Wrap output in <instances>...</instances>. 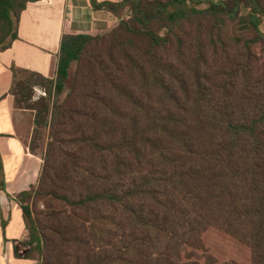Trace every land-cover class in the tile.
Listing matches in <instances>:
<instances>
[{
	"label": "trees",
	"instance_id": "obj_1",
	"mask_svg": "<svg viewBox=\"0 0 264 264\" xmlns=\"http://www.w3.org/2000/svg\"><path fill=\"white\" fill-rule=\"evenodd\" d=\"M38 1L0 0V52L18 39L21 13ZM91 5L115 14L120 24L112 35L123 29L126 40L78 71L52 121L35 118V127L56 134L39 184L54 169V148L63 157L55 166L56 198L94 215L82 220L86 231L97 224L128 231L136 264H200L182 252L206 251L201 236L209 228L243 243L250 264H264V0ZM127 7L133 13L121 19ZM231 27L237 34H227ZM103 35L64 34L53 94H63L71 65ZM19 72L13 69L15 78ZM214 79L229 88L220 99L207 87ZM34 189L19 199L41 252L40 224L25 203Z\"/></svg>",
	"mask_w": 264,
	"mask_h": 264
},
{
	"label": "crops",
	"instance_id": "obj_2",
	"mask_svg": "<svg viewBox=\"0 0 264 264\" xmlns=\"http://www.w3.org/2000/svg\"><path fill=\"white\" fill-rule=\"evenodd\" d=\"M118 23L115 14L94 10L91 0L31 2L20 15L18 39L0 52V264H39L36 232L19 195L38 186L44 160L31 150L35 115L17 107L13 69L54 79L64 34L103 35Z\"/></svg>",
	"mask_w": 264,
	"mask_h": 264
},
{
	"label": "rangeland",
	"instance_id": "obj_3",
	"mask_svg": "<svg viewBox=\"0 0 264 264\" xmlns=\"http://www.w3.org/2000/svg\"><path fill=\"white\" fill-rule=\"evenodd\" d=\"M132 13V9L127 7L120 12V18L127 19ZM112 32L104 34L103 40L98 44L92 45L80 61L71 65L66 88L63 94L59 96L53 94L51 83L53 79L43 80L39 77H32L27 72L17 73L13 88V93L16 95L18 101L17 107L22 110H32L35 118L37 117L39 120H43L42 118L47 115V120L49 122L52 121V112L54 111L55 113V109L58 106L63 108L66 105L68 94L74 86V79L78 71L91 66L90 63L93 62L95 57L109 55L111 47L116 44L117 40H126L127 33L123 29L118 31L117 36H113ZM231 33L237 34L236 27L228 29L227 34L231 35ZM129 37L133 38L134 43L138 47L144 48L142 39L133 35H129L127 38ZM210 76L214 77V73L211 72ZM207 87L211 89V98L212 96L214 98L216 96L220 99V96L229 90V88L220 84L216 79L213 82H207ZM193 89H196L195 85ZM219 102L223 103L224 101ZM46 106H49V114L45 112ZM57 121H59V118ZM55 137L56 134H54L50 126H34L31 150L42 153L44 158L47 151L51 149L52 144H55ZM52 152L51 167L53 165L56 166L57 163H61L63 160L58 150L52 148ZM55 166H53V170L48 169L43 172L41 183L34 189L32 197L25 202L26 206H29L33 212L34 221L40 224L39 231L43 237L42 251L35 253L39 264L138 263L132 258L136 255L135 249H130L129 247L130 242L134 244L136 239H130L128 231L114 230L110 227V224H97L95 227H91L90 225L88 231L81 228L82 220L91 221L94 215L88 211L68 206L56 198L55 184L57 183V171ZM48 204L51 205L50 208ZM51 216L54 219L49 218ZM87 233L91 237L89 244H86V240L85 243L73 242L71 240L76 237H86ZM125 238L127 240H124ZM201 239L206 251L185 249L182 252L184 260H198L200 264H224L230 261L236 264H250V254L247 247L224 231L217 228H209L202 234ZM136 245L142 247L143 252L141 243H137Z\"/></svg>",
	"mask_w": 264,
	"mask_h": 264
}]
</instances>
